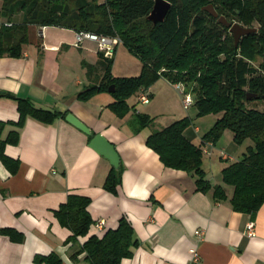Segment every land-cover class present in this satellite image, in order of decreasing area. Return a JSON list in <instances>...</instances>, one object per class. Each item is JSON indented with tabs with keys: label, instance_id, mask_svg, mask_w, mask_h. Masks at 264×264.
<instances>
[{
	"label": "crops",
	"instance_id": "1",
	"mask_svg": "<svg viewBox=\"0 0 264 264\" xmlns=\"http://www.w3.org/2000/svg\"><path fill=\"white\" fill-rule=\"evenodd\" d=\"M18 17L12 23L22 24L24 15L13 18ZM37 32V39L24 45L21 58H0V91L30 99L38 108L73 113L94 134H102L114 144L125 170L117 193H108L103 186L111 165L89 147V136L65 119L47 125L28 118L20 129L19 144L5 148L8 157L20 162L19 170L11 174L0 161V264H38L37 255L53 252L59 254L61 264H77L71 259L77 247L66 244L71 231L58 223L53 212L70 194L91 199L87 209L94 223L79 238L80 244L116 229L122 217L131 223L139 246L121 264H264V205L254 216L233 211V189L222 182L221 175L252 142L247 140L235 157L221 152L215 166L211 161L219 142L203 140L205 134L200 135L195 125L186 129L185 137L209 152L204 154L210 158L208 169L203 164L207 179L212 186L222 185L226 190L228 200L216 202L211 192L197 191L195 177L165 167L159 155L147 147L148 136L171 121L133 134L128 125L133 112L118 118L107 107L113 101L104 93L85 102L78 99L79 93L102 80L103 53L95 42L85 40L77 46L76 31L66 28L47 26ZM113 55L107 58L113 59ZM170 88L176 91L179 86L161 78L144 89L150 103L142 104L150 106L139 112L155 121L166 104L181 107L175 96L163 97L170 103L163 102L162 96ZM18 119L17 102L0 98V121ZM12 130L7 126L3 137ZM101 220L105 221L103 229L96 227ZM250 222L257 229L254 237L246 233ZM6 228L21 233L23 242L2 235ZM197 230L204 231L202 237L195 234ZM191 248L199 252L198 263L192 261ZM84 258L81 255L78 264H86Z\"/></svg>",
	"mask_w": 264,
	"mask_h": 264
},
{
	"label": "trees",
	"instance_id": "2",
	"mask_svg": "<svg viewBox=\"0 0 264 264\" xmlns=\"http://www.w3.org/2000/svg\"><path fill=\"white\" fill-rule=\"evenodd\" d=\"M167 1L172 7L165 20L153 24L146 18L154 0H105L102 4L98 0H0V58H21L24 45L37 39V30L41 27L119 38L141 61L140 75L113 77L109 74L112 58L101 54L106 70L101 83L79 93L78 99L89 101L114 86L110 93L113 102L107 107L121 119L134 109L128 125L133 134H138L150 127L154 119L137 112L128 100L161 78L171 85L183 84L186 92L195 97L198 117H218L203 140L216 144L229 130L236 144L252 142L239 160L223 168L221 175L222 182L233 189L230 199L233 211L254 216L264 205V109L252 106L255 101L264 103V0ZM208 5H213L219 16L229 22L238 21L247 28H257L258 32L244 36L235 47L228 28L202 10ZM18 13L24 15L22 24L12 23ZM6 23L12 25L6 26ZM248 94L253 95L252 98L247 99ZM0 98L12 99L18 105V121H0V161L11 174H16L20 162L8 157L5 148L19 144L20 129L27 119L53 125L69 113L38 108L30 99H19L5 91H0ZM192 124L187 116L177 120L148 136L146 145L159 155L165 167L195 177L197 191L211 192L216 202H226L225 188L212 186L207 179L203 149L184 135ZM7 126L13 130L4 138ZM120 167L119 170L110 167L103 186L108 193L116 194L121 185L125 167L122 163ZM90 203L89 197L70 194L67 201L53 211L58 223L71 231L66 244L77 247L71 255L73 263L78 264L83 254L86 264H121L131 258L139 243L126 217L103 237L94 235L84 244L79 243V238L85 237L94 223L87 209ZM1 234L15 243L24 240L14 229H2ZM35 262L61 264L62 259L53 252L48 256L37 255Z\"/></svg>",
	"mask_w": 264,
	"mask_h": 264
},
{
	"label": "rangeland",
	"instance_id": "3",
	"mask_svg": "<svg viewBox=\"0 0 264 264\" xmlns=\"http://www.w3.org/2000/svg\"><path fill=\"white\" fill-rule=\"evenodd\" d=\"M98 1L101 4L105 2V0H98ZM13 20L15 22H17V20L19 21V17L17 19L13 18ZM235 22L241 24L238 21H235ZM241 25L244 26L243 24ZM254 25L257 27V24H254ZM119 44L120 45L118 46V49L116 50V52L113 53L114 55H113L112 63L110 64L111 66L109 69V72H110L109 74H111L113 77H119V78L139 76L142 70L141 61L136 56H134L123 44H121V42H119ZM104 73H106L105 69L103 70V76H104ZM103 76H102V79H103ZM182 87H184V85L180 84L179 88L176 91L170 88L166 91L167 96H164V95L162 96V98L168 97L170 95L172 97L175 96V98L177 99V102H179L181 107L177 108V107L170 106L171 104H166L164 108H162L161 114L158 116L157 120L153 122V124L155 127H163V123L165 122L167 123L168 121H171L168 123H173L174 121L183 119L187 116L193 121L192 127L197 126L199 130L201 131L200 135L203 136L211 129V127L216 122L217 120L216 116L209 115L205 117H198V111H197L196 106L194 105L195 97L192 93L190 97L192 98V105L188 108H185L183 104V98H185V94L181 93ZM148 89L149 88H147V90ZM104 94L107 96V98L113 100V97L111 96L110 92H106ZM139 95L140 94L137 93L128 100L129 104L131 106H134L137 112L144 111L145 108H148L150 106V105H143L138 100ZM168 98L171 99L170 97ZM168 98H167L168 102L164 98H163V102L170 103V100ZM252 106L260 110L264 109V103L262 101L253 102ZM132 112H134V109L132 110ZM218 142H219L218 147H217L218 152H216L214 158L212 159L213 161H211L212 163L214 162L215 166H218L220 163L219 154H221V152H223L224 155H227L229 157H235L234 156L235 152L240 151L242 149L241 146L242 145L245 146V144H247V140L242 145L236 144L234 142V135L229 130H226L224 132L223 136ZM221 148L223 149L220 150ZM209 161H210V158L208 156H205L204 158L205 167L209 165Z\"/></svg>",
	"mask_w": 264,
	"mask_h": 264
},
{
	"label": "water",
	"instance_id": "4",
	"mask_svg": "<svg viewBox=\"0 0 264 264\" xmlns=\"http://www.w3.org/2000/svg\"><path fill=\"white\" fill-rule=\"evenodd\" d=\"M172 4L167 0H154V6L151 13L147 16V20L153 24L161 23L165 20V17ZM203 11L209 13L211 16L216 18L218 22L224 27L228 28L231 35L235 40V47H238L240 40L247 35L258 32L257 28H247L239 23H231L224 16H219L213 5H208L202 8ZM114 91V86L109 88V92ZM253 95L248 94L247 99L252 98ZM65 120L82 131L87 136L91 137L89 142V147L93 149L98 155L105 158L115 170H119L121 164V158L117 152L114 144H112L106 137L102 134H94L92 129L87 126L83 121L77 118L73 113L66 115Z\"/></svg>",
	"mask_w": 264,
	"mask_h": 264
},
{
	"label": "built area",
	"instance_id": "5",
	"mask_svg": "<svg viewBox=\"0 0 264 264\" xmlns=\"http://www.w3.org/2000/svg\"><path fill=\"white\" fill-rule=\"evenodd\" d=\"M1 25V22H0ZM6 26H11V23H6ZM85 40H89L91 42H95L98 47L99 50L104 54L105 57H111L114 53L115 47H117V45L119 44L120 40L119 38H112V37H108L105 35H99L96 33H92V32H86V31H79L76 32V36H75V44L78 46L80 45L83 41ZM178 86L180 84H177ZM181 93L185 94V98H183V104L185 108H188L192 105V98L191 97V93H187L186 92V88L182 87L181 89ZM139 101L143 104H149L150 103V99L149 97L144 93V90H140L139 92ZM204 154H208L209 152L206 150V148L204 150H202ZM105 226V221L101 220L98 221V223L96 224V227L99 229H103ZM255 222H250L247 225V235L250 237H254L256 235V230L255 229ZM203 232L202 230H197L195 231V234L198 237H202L203 236ZM191 256H192V261L193 263H198L200 261V256H199V252L197 251L196 248H191L190 250Z\"/></svg>",
	"mask_w": 264,
	"mask_h": 264
},
{
	"label": "flooded vegetation",
	"instance_id": "6",
	"mask_svg": "<svg viewBox=\"0 0 264 264\" xmlns=\"http://www.w3.org/2000/svg\"><path fill=\"white\" fill-rule=\"evenodd\" d=\"M231 23H235V21L234 22H231Z\"/></svg>",
	"mask_w": 264,
	"mask_h": 264
}]
</instances>
